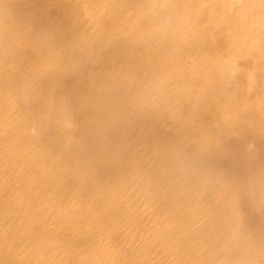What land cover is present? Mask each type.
I'll return each instance as SVG.
<instances>
[{
    "label": "bare ground",
    "instance_id": "bare-ground-1",
    "mask_svg": "<svg viewBox=\"0 0 264 264\" xmlns=\"http://www.w3.org/2000/svg\"><path fill=\"white\" fill-rule=\"evenodd\" d=\"M0 264H264V0H0Z\"/></svg>",
    "mask_w": 264,
    "mask_h": 264
}]
</instances>
